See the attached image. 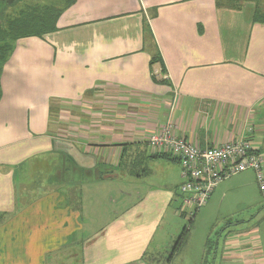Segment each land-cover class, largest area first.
Here are the masks:
<instances>
[{
    "label": "crops",
    "instance_id": "crops-1",
    "mask_svg": "<svg viewBox=\"0 0 264 264\" xmlns=\"http://www.w3.org/2000/svg\"><path fill=\"white\" fill-rule=\"evenodd\" d=\"M64 2L55 28L17 39L0 72V264H159L173 247L170 264L186 243L176 248L169 216L181 215L183 178L148 136L170 118L201 148L241 138L264 174V4ZM216 192L236 210L261 205L250 169ZM224 218L218 237H233L207 239L200 262L264 264L262 226Z\"/></svg>",
    "mask_w": 264,
    "mask_h": 264
},
{
    "label": "built area",
    "instance_id": "built-area-1",
    "mask_svg": "<svg viewBox=\"0 0 264 264\" xmlns=\"http://www.w3.org/2000/svg\"><path fill=\"white\" fill-rule=\"evenodd\" d=\"M168 118L149 134L147 146L155 153L168 155L181 168L183 181L178 186L181 208L189 218L209 199L224 178L245 170H253L264 200L263 160L244 139L230 140L214 147L201 148L194 142L175 135ZM181 216L182 212L180 211Z\"/></svg>",
    "mask_w": 264,
    "mask_h": 264
},
{
    "label": "rangeland",
    "instance_id": "rangeland-1",
    "mask_svg": "<svg viewBox=\"0 0 264 264\" xmlns=\"http://www.w3.org/2000/svg\"><path fill=\"white\" fill-rule=\"evenodd\" d=\"M261 1L264 4V0ZM64 3H65L64 0L63 1L62 0H15L11 5H7L5 3V0H0V26L5 27L12 20L21 17V15H25L27 13L32 12L30 10H32L33 7L38 10L40 9L42 10L43 7H46V9L48 8L52 9L53 7L54 8L59 7L61 4ZM135 164H136L135 167H133L134 170L137 171L139 170L138 169L139 165L137 166V164H140L139 168L144 167V163L143 161L141 162V159L136 161ZM130 168L131 169L126 168V170L134 171L132 170V167ZM115 185L117 187L120 186L119 183H116ZM212 193L209 199L207 200V202L196 211V213L194 214L195 216L189 218L188 214H186V212L183 211L182 208L180 210L183 213L182 216L169 215V216H174V218H176L174 220L179 221V224L181 225V231L184 230L185 228H189L188 237L184 247H182L180 251L175 252L174 257L172 258L170 264H213L211 257L206 258L207 262L206 260L200 262V260L198 259L199 252L202 250V248H204V243L207 239L211 238L213 242H216V240H221L227 237L228 238L233 237L232 234L224 235L223 233L221 237H218L219 236V234L217 233L218 229L219 227H222L223 222H225L224 217H226L227 213L233 214L237 211V217L250 219L249 223L244 224V227L242 229H246L247 231H249L250 229L253 230L257 226L259 227L262 226V231L264 232V224L261 222L262 218H264V207H263L264 200L263 197L261 196L262 194H259V203L261 205L257 210H255L257 207H254L253 209L245 210L243 209V207L240 206H237V210H236L234 208L235 199H233V195L231 193H229L224 200L222 198V195H219V193L216 192L215 195H212ZM116 195L120 197L119 193H116ZM170 218L173 217H168L165 220L168 221L169 224L170 222L173 221V219ZM4 222H6L5 219L0 218V224ZM237 234L238 233H236V235ZM262 234L263 233L260 231L259 236L261 240H263ZM216 243L220 245L222 242L219 241ZM174 244L175 242L173 243V245ZM168 249L172 252L173 247L172 248L166 247L164 248V250H160V252H162L161 254L163 255V258L162 260H159L158 262L159 264H167V263H163V261H166V259H164V255L165 257L168 256V254L165 253V251H167Z\"/></svg>",
    "mask_w": 264,
    "mask_h": 264
},
{
    "label": "trees",
    "instance_id": "trees-1",
    "mask_svg": "<svg viewBox=\"0 0 264 264\" xmlns=\"http://www.w3.org/2000/svg\"><path fill=\"white\" fill-rule=\"evenodd\" d=\"M64 4L59 7H62ZM59 7H53L52 9H46V7H43L42 10L33 7V9L30 10L32 12L29 11L30 13L21 15V17L9 22L5 27L0 26V72L3 64L11 54L14 43L17 39L28 36H43L55 28L56 19L60 12ZM257 13V19L263 20L264 15L259 12ZM155 62H160V60L157 59V57H153L151 65ZM153 79L156 80L154 73ZM188 232L189 228L182 230L180 236L176 240V248L185 243L188 237Z\"/></svg>",
    "mask_w": 264,
    "mask_h": 264
},
{
    "label": "water",
    "instance_id": "water-1",
    "mask_svg": "<svg viewBox=\"0 0 264 264\" xmlns=\"http://www.w3.org/2000/svg\"><path fill=\"white\" fill-rule=\"evenodd\" d=\"M15 0H6V4L11 5Z\"/></svg>",
    "mask_w": 264,
    "mask_h": 264
}]
</instances>
